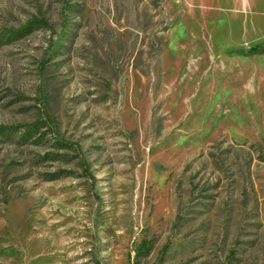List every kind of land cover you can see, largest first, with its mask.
<instances>
[{
    "label": "rangeland",
    "instance_id": "obj_1",
    "mask_svg": "<svg viewBox=\"0 0 264 264\" xmlns=\"http://www.w3.org/2000/svg\"><path fill=\"white\" fill-rule=\"evenodd\" d=\"M262 42L264 0H0V264H264Z\"/></svg>",
    "mask_w": 264,
    "mask_h": 264
},
{
    "label": "trees",
    "instance_id": "obj_2",
    "mask_svg": "<svg viewBox=\"0 0 264 264\" xmlns=\"http://www.w3.org/2000/svg\"><path fill=\"white\" fill-rule=\"evenodd\" d=\"M254 50L257 51L260 54H264V42H262L261 44H259L258 46H256L254 48ZM143 244H144V242H143ZM145 248H149V246L146 245Z\"/></svg>",
    "mask_w": 264,
    "mask_h": 264
}]
</instances>
